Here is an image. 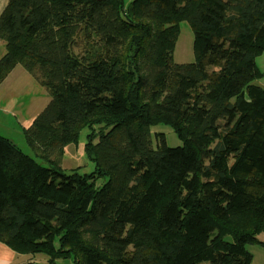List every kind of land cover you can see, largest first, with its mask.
I'll list each match as a JSON object with an SVG mask.
<instances>
[{
  "label": "trees",
  "instance_id": "16d2710c",
  "mask_svg": "<svg viewBox=\"0 0 264 264\" xmlns=\"http://www.w3.org/2000/svg\"><path fill=\"white\" fill-rule=\"evenodd\" d=\"M182 21L185 65L172 59ZM0 41V83L20 65L49 97L23 130L33 157L0 135V242L43 264H251L264 0H8ZM161 124L180 146L150 136ZM82 130L94 170L67 175Z\"/></svg>",
  "mask_w": 264,
  "mask_h": 264
},
{
  "label": "rangeland",
  "instance_id": "374dc122",
  "mask_svg": "<svg viewBox=\"0 0 264 264\" xmlns=\"http://www.w3.org/2000/svg\"><path fill=\"white\" fill-rule=\"evenodd\" d=\"M172 59L174 63L181 65L193 63L196 59L193 51V34L186 21L179 23V33L173 49ZM255 64L257 70L261 73L255 84L264 89V51L255 59ZM22 68L24 69V67ZM8 93L5 98L0 95V135L11 138L23 153L33 157V153L22 134L23 131L19 129L13 117L18 116L22 120H27L29 117L33 118L35 114H39L46 107L49 97L47 92L38 84L34 86L30 84L23 88L13 86ZM155 133L164 134L165 143L168 147L174 148L181 145L176 134L169 126L161 124L151 127L150 136ZM86 134L87 130H82L77 142L69 144L63 149V157L59 162L63 173L68 175L74 170H78V173L85 175L94 170L93 163L88 160L84 152ZM258 239L264 242V234L259 235ZM246 249L252 256L251 264H264V246L248 245ZM30 257H32V260ZM27 260L43 264L46 263L47 258L43 255H27ZM62 263L64 262L57 261V264Z\"/></svg>",
  "mask_w": 264,
  "mask_h": 264
},
{
  "label": "crops",
  "instance_id": "0c3cea01",
  "mask_svg": "<svg viewBox=\"0 0 264 264\" xmlns=\"http://www.w3.org/2000/svg\"><path fill=\"white\" fill-rule=\"evenodd\" d=\"M7 2L8 0H0V14L5 8ZM3 54H4V43L0 41V58L3 56ZM30 84L34 86L35 84L37 85L38 83L26 70H24L21 66L16 65L9 71V73L0 83V95L5 98L6 94L13 86L23 88ZM39 114L37 115L35 114L33 118L29 117L27 120H22L18 116H15L13 118H14V122L18 125L19 129L23 131L25 128L30 126L32 121ZM4 138H7L9 141L15 144L11 138L9 137H4ZM28 263L29 261L27 260V255L18 254L15 251H13L11 248H9L7 245L0 242V264H28Z\"/></svg>",
  "mask_w": 264,
  "mask_h": 264
}]
</instances>
